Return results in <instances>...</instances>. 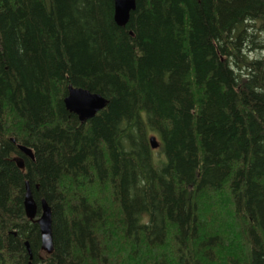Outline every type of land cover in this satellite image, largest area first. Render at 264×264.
I'll return each instance as SVG.
<instances>
[{"label":"trees","instance_id":"trees-1","mask_svg":"<svg viewBox=\"0 0 264 264\" xmlns=\"http://www.w3.org/2000/svg\"><path fill=\"white\" fill-rule=\"evenodd\" d=\"M113 14L0 0V264H264V0ZM69 87L106 106L81 123Z\"/></svg>","mask_w":264,"mask_h":264},{"label":"water","instance_id":"water-1","mask_svg":"<svg viewBox=\"0 0 264 264\" xmlns=\"http://www.w3.org/2000/svg\"><path fill=\"white\" fill-rule=\"evenodd\" d=\"M113 3L114 22L116 25L124 27L129 20L131 12H133L136 8V0H113ZM63 103L65 109L76 115L78 120L83 123L93 118L97 112L102 110L106 106L107 101L99 94L91 93L83 89L69 87L68 94L64 98ZM149 143L152 149H156L158 147L155 137L149 138ZM18 149L28 158L32 159L33 155L30 149H27L24 146H18ZM18 166L20 168L23 167L22 163H19ZM23 206L26 217L38 225L41 241L40 249L50 255L53 251V242L51 230L52 217L49 205L45 200H42L38 209L30 191L27 188ZM37 211H39V214H37ZM26 248L31 258V252L29 251L27 243Z\"/></svg>","mask_w":264,"mask_h":264},{"label":"bare ground","instance_id":"bare-ground-1","mask_svg":"<svg viewBox=\"0 0 264 264\" xmlns=\"http://www.w3.org/2000/svg\"><path fill=\"white\" fill-rule=\"evenodd\" d=\"M37 205V204H36ZM42 251V250H41ZM43 252V251H42ZM45 253V252H44ZM68 264V263H67Z\"/></svg>","mask_w":264,"mask_h":264}]
</instances>
